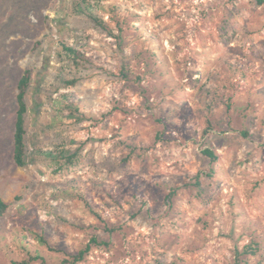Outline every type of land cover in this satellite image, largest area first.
I'll return each mask as SVG.
<instances>
[{
	"label": "rangeland",
	"instance_id": "374dc122",
	"mask_svg": "<svg viewBox=\"0 0 264 264\" xmlns=\"http://www.w3.org/2000/svg\"><path fill=\"white\" fill-rule=\"evenodd\" d=\"M0 199V264H264V5L0 0Z\"/></svg>",
	"mask_w": 264,
	"mask_h": 264
},
{
	"label": "trees",
	"instance_id": "16d2710c",
	"mask_svg": "<svg viewBox=\"0 0 264 264\" xmlns=\"http://www.w3.org/2000/svg\"><path fill=\"white\" fill-rule=\"evenodd\" d=\"M256 3L261 6L264 5V0H255ZM99 25L103 26V22L97 18H93ZM60 45L64 48L65 52L69 57L74 60H80L82 58L81 51L74 49L65 45L63 42ZM32 83V74L31 71L27 70L22 75L19 83H18V95H17V104H18V111L16 116L15 122V132H14V139H13V158L18 167H25L27 165V145H26V136H27V129H26V115L28 113V104L26 101V97L29 91V88ZM66 100L70 96H64ZM204 154L213 160H217V156L211 151L210 149L204 150ZM10 209V205L5 202L4 200L0 199V217H3L8 210ZM92 245H100V242L93 238L91 242L78 254L72 257V264H78L84 261L85 256L90 252ZM244 253L247 254H256V250L253 249L251 246L247 247L244 250ZM43 260V258L39 256L31 257L28 260H24L22 262L14 261V264H31L32 262ZM239 264V260L237 262Z\"/></svg>",
	"mask_w": 264,
	"mask_h": 264
}]
</instances>
